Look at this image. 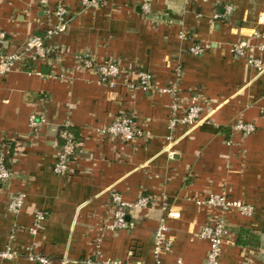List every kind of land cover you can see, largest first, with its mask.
Masks as SVG:
<instances>
[{"label": "crops", "instance_id": "1", "mask_svg": "<svg viewBox=\"0 0 264 264\" xmlns=\"http://www.w3.org/2000/svg\"><path fill=\"white\" fill-rule=\"evenodd\" d=\"M49 1L63 2L72 16L65 32L45 40L64 52L53 54L54 62L27 61L0 80V148L6 139L12 171L11 181L0 186V249L17 252L0 264H35L30 252L50 257L52 264H90L95 258L151 263L156 230L169 210L164 233L171 249L162 263L205 264L209 241L198 232L213 210L196 200L210 192L254 207L251 216L228 214L231 235L221 263L264 264V66L259 70L232 51L246 39L250 53L264 63V0H149L148 14L145 0H98L89 8L81 0ZM215 13L222 17L215 19ZM46 20L33 0H0V32L6 34L0 53L18 51L31 35L44 34ZM198 43L206 52L196 56L189 48ZM79 53L151 71L156 88L109 87L96 73L76 69ZM178 67L183 93L199 92L208 103L198 124L171 129L172 96L158 88L174 84ZM35 112L46 117L38 129L30 124ZM130 113L151 138L128 143L96 132ZM242 121L256 131L234 132L231 126ZM67 122L81 139V151L64 177L53 168ZM112 190L127 201L148 194L153 202L131 212V228L112 230ZM16 193L25 198L14 214L8 203ZM37 210L47 218L32 231Z\"/></svg>", "mask_w": 264, "mask_h": 264}, {"label": "built area", "instance_id": "2", "mask_svg": "<svg viewBox=\"0 0 264 264\" xmlns=\"http://www.w3.org/2000/svg\"><path fill=\"white\" fill-rule=\"evenodd\" d=\"M37 2L43 9L46 21L45 35H31L23 46L15 52L0 53V80L8 76L10 72L22 66L26 60L34 63L38 62H54L52 55L61 54L64 49L58 46H49L45 43L46 38L57 36L65 32L72 20V16L67 6L63 2L52 5L49 0H33ZM82 7L89 8L98 6V0H81ZM232 6H227L228 14L232 12ZM142 10L148 14L151 10L149 0H145L142 4ZM222 17L219 13H215L214 18ZM261 36L260 34H256ZM186 34L180 32V37ZM6 40L5 32H0V43ZM264 47V46H261ZM233 53L238 57H245L249 64L254 65L262 70L264 63L261 57L254 56L250 53V44L246 39L235 42L232 46ZM189 52L193 55H202L206 52V47L201 44H193L189 48ZM76 69H84L96 73L100 81L109 86L117 87L122 84L129 92L136 90L150 91L156 88L155 78L151 71L145 69H137L134 67L123 66L118 60L107 59L105 61L98 60L93 54L79 53L77 54ZM183 68L178 67L175 70V82L170 87L158 88L161 92H168L172 96L171 117L169 119V128L174 129L178 125H184L188 128L193 127L202 120V113L208 103L207 99L199 92H191L185 95L181 86L183 78ZM63 76V74L61 75ZM66 77V76H64ZM39 115V116H38ZM46 122L44 114L33 113L30 116V124L34 129H38ZM65 128L71 127L70 123L64 125ZM232 130L240 131L243 136L250 135L256 131L255 124L251 122H237L233 124ZM96 132L104 137L116 138L128 143H134L135 140L151 138L150 132L140 126L137 116L133 113L120 114L105 125L96 128ZM61 136L64 138L62 144L59 143L57 158L54 164V172L59 176L67 177L73 169V162L79 157L81 151V141L74 139L68 129L62 131ZM12 179V171L8 161V145L6 139L2 140L0 148V186H4ZM24 194L16 193L10 197L8 210L17 214L24 205ZM153 198L148 194H141L133 201H127L122 194L116 190L110 192L108 208L110 210L112 221L108 228L112 230L129 229L132 223L128 216L137 209H146L152 205ZM198 206L209 207L213 211L207 217L206 222L202 225L198 236L209 241V250L205 260V264H222L220 261L223 245L231 235L228 214L236 211L242 215L251 216L254 213L252 204L242 200L233 198L227 193L210 192L205 197L196 200ZM163 208L168 210V204H164ZM172 213L161 219L160 226L157 228L152 248L154 260L151 263L142 260H131L122 262L117 258H95L90 259V264H163L161 256L171 249V241L165 236L166 218ZM47 214L42 210H37L34 214L35 231L46 220ZM14 237V233L12 234ZM17 256V252L11 248L0 249V258L13 259ZM28 259L35 264H52L51 258L41 254L30 252ZM175 264H186L182 259H178Z\"/></svg>", "mask_w": 264, "mask_h": 264}, {"label": "trees", "instance_id": "3", "mask_svg": "<svg viewBox=\"0 0 264 264\" xmlns=\"http://www.w3.org/2000/svg\"><path fill=\"white\" fill-rule=\"evenodd\" d=\"M37 35H40V36H43V37H44L45 33H44V34H37ZM27 61H30L29 64H32V61H31V60H26L25 62H27ZM25 62H24V63H25ZM26 69H31V67H28V68H26ZM65 129H68V130L71 132V134L73 135V137H74L75 140H77V141H80V140H81V139L79 138V135H77V131H76L72 126L69 127V128H65V127L63 126V127L60 129V132H59V143H60V144H62V143L64 142V138L61 136V133H62V131L65 130ZM238 242L241 243V244H245L247 241H243V240L239 239ZM251 242H252V241H251ZM252 243H253V242H252Z\"/></svg>", "mask_w": 264, "mask_h": 264}, {"label": "water", "instance_id": "4", "mask_svg": "<svg viewBox=\"0 0 264 264\" xmlns=\"http://www.w3.org/2000/svg\"><path fill=\"white\" fill-rule=\"evenodd\" d=\"M128 218H129V216H128Z\"/></svg>", "mask_w": 264, "mask_h": 264}]
</instances>
